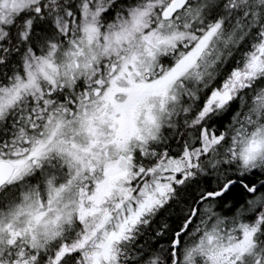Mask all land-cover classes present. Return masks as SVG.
Masks as SVG:
<instances>
[{
  "label": "snow or ice",
  "instance_id": "6c2138e0",
  "mask_svg": "<svg viewBox=\"0 0 264 264\" xmlns=\"http://www.w3.org/2000/svg\"><path fill=\"white\" fill-rule=\"evenodd\" d=\"M0 264H264V0H0Z\"/></svg>",
  "mask_w": 264,
  "mask_h": 264
}]
</instances>
